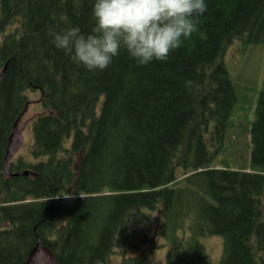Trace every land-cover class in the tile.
<instances>
[{
  "label": "trees",
  "instance_id": "1",
  "mask_svg": "<svg viewBox=\"0 0 264 264\" xmlns=\"http://www.w3.org/2000/svg\"><path fill=\"white\" fill-rule=\"evenodd\" d=\"M92 4L0 0V264L23 263L38 237L57 264H111L114 254L143 264L156 248H141L146 237L126 252L153 219L165 264H208L206 236L223 239L219 264H264V77L247 130L250 165L217 161L233 145L237 107L224 57L264 43V0H207L197 31L167 60L137 65L121 49L102 71L51 43L53 30L90 32ZM29 91L44 109L34 161L8 170L35 176L7 177L8 137Z\"/></svg>",
  "mask_w": 264,
  "mask_h": 264
},
{
  "label": "clouds",
  "instance_id": "2",
  "mask_svg": "<svg viewBox=\"0 0 264 264\" xmlns=\"http://www.w3.org/2000/svg\"><path fill=\"white\" fill-rule=\"evenodd\" d=\"M206 10L207 0H93L90 32L78 25L53 30L51 43L88 71L104 70L121 49L137 65L165 61L197 31Z\"/></svg>",
  "mask_w": 264,
  "mask_h": 264
},
{
  "label": "rangeland",
  "instance_id": "3",
  "mask_svg": "<svg viewBox=\"0 0 264 264\" xmlns=\"http://www.w3.org/2000/svg\"><path fill=\"white\" fill-rule=\"evenodd\" d=\"M228 74L235 87L237 97V107L232 115V126L229 129L227 140L232 143L227 144L226 153L223 154L218 162L223 163L226 160L233 168L248 167L250 165L251 142L247 130L251 126V122L255 118L256 100L263 84L264 77V43L251 44L242 47L240 44L228 49L224 57ZM27 98L31 102L28 106L26 114L20 120L18 129L22 131L23 142L21 149L12 158L16 160L18 156H22L29 161H34L30 155L31 145H33V123L34 119L41 114L44 109L39 100L37 91L27 92ZM157 225L155 220L148 222L141 232L140 239H134L138 243V249L135 251L130 249L126 252V257L135 255L139 249L147 246L155 245L151 255L143 264H165L168 246L163 240L157 237L155 233ZM139 233V234H140ZM138 234V235H139ZM137 235V236H138ZM146 237V244L139 242ZM205 247L208 264H219L223 253V239L220 236H206L200 239ZM162 244V245H160ZM122 257L113 255L111 264H120Z\"/></svg>",
  "mask_w": 264,
  "mask_h": 264
},
{
  "label": "water",
  "instance_id": "4",
  "mask_svg": "<svg viewBox=\"0 0 264 264\" xmlns=\"http://www.w3.org/2000/svg\"><path fill=\"white\" fill-rule=\"evenodd\" d=\"M6 68V65L4 66V69L0 72V77L2 76L4 70ZM26 112L25 110L21 113V115L18 117L16 122L13 125V130L11 135L8 138L5 156L3 160V169L4 172L8 177H17L19 175L22 176H34L35 174L31 171H23L20 173H9L7 170L8 163L10 159L13 157V155L20 149L22 145V136L21 133L18 131V123ZM18 264H57V260L52 254L51 250L42 244L41 239L38 237L37 242L34 245V247L29 251L25 261L23 263Z\"/></svg>",
  "mask_w": 264,
  "mask_h": 264
},
{
  "label": "bare ground",
  "instance_id": "5",
  "mask_svg": "<svg viewBox=\"0 0 264 264\" xmlns=\"http://www.w3.org/2000/svg\"><path fill=\"white\" fill-rule=\"evenodd\" d=\"M21 149V148H20Z\"/></svg>",
  "mask_w": 264,
  "mask_h": 264
}]
</instances>
